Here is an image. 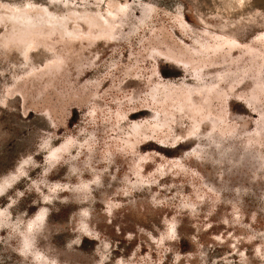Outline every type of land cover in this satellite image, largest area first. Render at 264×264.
<instances>
[{
  "label": "rangeland",
  "instance_id": "obj_1",
  "mask_svg": "<svg viewBox=\"0 0 264 264\" xmlns=\"http://www.w3.org/2000/svg\"><path fill=\"white\" fill-rule=\"evenodd\" d=\"M0 264H264V0H0Z\"/></svg>",
  "mask_w": 264,
  "mask_h": 264
}]
</instances>
